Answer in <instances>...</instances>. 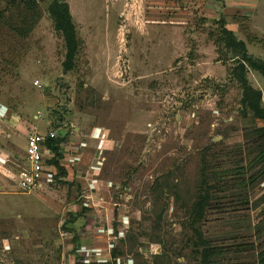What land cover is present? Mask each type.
I'll use <instances>...</instances> for the list:
<instances>
[{"label":"rangeland","instance_id":"obj_1","mask_svg":"<svg viewBox=\"0 0 264 264\" xmlns=\"http://www.w3.org/2000/svg\"><path fill=\"white\" fill-rule=\"evenodd\" d=\"M36 1L37 17L0 0V264H202L203 161L234 185L196 226L222 250L210 264H262L264 179L242 191L238 172H253L264 120L243 108L223 29L263 64L264 0H65L80 41L68 72L55 0ZM247 78L264 107V74L248 64ZM30 125L66 133L78 157L23 193Z\"/></svg>","mask_w":264,"mask_h":264},{"label":"trees","instance_id":"obj_2","mask_svg":"<svg viewBox=\"0 0 264 264\" xmlns=\"http://www.w3.org/2000/svg\"><path fill=\"white\" fill-rule=\"evenodd\" d=\"M25 1V2H24ZM38 3L36 0H23V8H27L28 10L33 12V15L37 17L36 8ZM50 15L54 21L55 28L57 31L61 32L65 44H66V54L65 60L63 63L64 70L66 72L71 71L75 67V61L78 54L80 41L77 37V31L75 24L73 23L72 14L70 12V8L68 3L65 0H55L50 7ZM15 28L16 31H19V35L26 36L27 33L30 32L31 26L27 29ZM223 40L225 41L228 47H234V49L240 52L239 57V65L237 69H235V75L237 79L241 82L243 96L241 99V103L243 105L246 114L252 113L255 118L264 120V107L262 105V91L260 89H255L252 85H250L248 78H247V65L249 64L250 67L254 70H260L264 74V63L260 64L258 60H255L253 57L248 55V50L246 44L243 41H238L231 31L223 29ZM254 136L253 145L254 149L256 150L255 156L250 163V169L253 172L247 176V171L243 170L238 172L241 174L242 179L241 182L238 184V188L242 191H245L248 188H253L257 182H260L264 179V126L258 127L254 129L252 133ZM68 135L65 138H56L49 141V146L55 153V156L51 163L56 167V171L59 176L66 175V167L65 165L61 164V160L64 158V155L61 153L60 145L64 141H67ZM204 165L201 168V187L199 188L198 193V200L193 205V218L191 221V228L194 232V239L196 241L197 247L200 249L202 248L201 256H202V264H210L212 258H216L221 256L222 250L219 248H213L209 242L202 237V234L196 228L200 218H202L206 212V208L212 204L214 200L213 193L216 192L220 193L221 186L224 185L223 188H231L232 183H222V180H219V183H222L220 186L219 184L215 183V177H211L209 173H207V169L210 165L203 161ZM57 176V175H55ZM220 176H218L219 178ZM213 178V180H212ZM212 180V181H211ZM258 231L264 233V219L262 220L261 224L257 227ZM114 259H116L115 252L113 253ZM260 260L262 264H264V250L259 254ZM80 257L77 255L76 252V259L75 264H81ZM115 264H117L115 262Z\"/></svg>","mask_w":264,"mask_h":264},{"label":"built area","instance_id":"obj_3","mask_svg":"<svg viewBox=\"0 0 264 264\" xmlns=\"http://www.w3.org/2000/svg\"><path fill=\"white\" fill-rule=\"evenodd\" d=\"M25 135L27 139V148L25 151L26 163L19 173L17 188L23 193H32L42 186L44 179L57 173L56 167L51 163L55 153L50 148L49 141L59 137L65 138L67 134L60 132L57 135L53 131L41 133L34 125H30L25 127ZM75 147L77 148L78 145L75 144ZM79 147H81V145ZM60 148L61 153L64 155L61 164L67 161V157H69V160H75L76 157H78L77 151L73 152L71 150L68 140L61 143Z\"/></svg>","mask_w":264,"mask_h":264},{"label":"crops","instance_id":"obj_4","mask_svg":"<svg viewBox=\"0 0 264 264\" xmlns=\"http://www.w3.org/2000/svg\"><path fill=\"white\" fill-rule=\"evenodd\" d=\"M96 263L98 264V261H97ZM96 263H92V262H91L90 264H96ZM88 264H89V263H88Z\"/></svg>","mask_w":264,"mask_h":264}]
</instances>
